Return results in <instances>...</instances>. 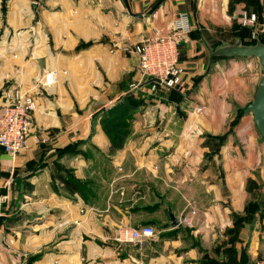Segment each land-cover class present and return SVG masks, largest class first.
<instances>
[{
    "label": "crops",
    "instance_id": "1",
    "mask_svg": "<svg viewBox=\"0 0 264 264\" xmlns=\"http://www.w3.org/2000/svg\"><path fill=\"white\" fill-rule=\"evenodd\" d=\"M264 0H0V111L21 87L37 100L28 148H0V264H256L264 258V139L244 110L257 59L210 49L248 41L244 7ZM187 13L180 90L146 81L134 45ZM121 44L122 47L117 45ZM210 68V69H211ZM48 74L56 83L45 86ZM138 101L110 153L102 112ZM99 116L96 118V116ZM46 136L47 143L34 144ZM192 225L171 224L168 210ZM192 212H196L195 215ZM153 227L120 244L121 227Z\"/></svg>",
    "mask_w": 264,
    "mask_h": 264
},
{
    "label": "built area",
    "instance_id": "2",
    "mask_svg": "<svg viewBox=\"0 0 264 264\" xmlns=\"http://www.w3.org/2000/svg\"><path fill=\"white\" fill-rule=\"evenodd\" d=\"M241 25L250 31V40L264 42V5L260 13H250L244 7L238 13ZM192 26L187 13L178 14L170 32H156L134 45L133 52L138 57V69L141 76L153 82V90L158 87L177 89L184 85L185 69L181 65V47ZM154 79H159L160 83ZM55 74H48L44 85L56 83ZM159 85V86H158ZM38 110L36 98L21 87H15L4 93L0 111V148L6 155L17 157L28 148L32 135L33 115ZM46 136L34 137V144L40 146L47 143ZM0 185V218L4 214L8 195H4ZM193 215L196 212H192ZM181 223L192 225L191 219L184 217ZM157 235L153 227L142 228L121 227L117 231L116 241L120 244H143ZM256 264H264V258Z\"/></svg>",
    "mask_w": 264,
    "mask_h": 264
},
{
    "label": "water",
    "instance_id": "3",
    "mask_svg": "<svg viewBox=\"0 0 264 264\" xmlns=\"http://www.w3.org/2000/svg\"><path fill=\"white\" fill-rule=\"evenodd\" d=\"M122 47L121 44L117 45ZM209 66L207 71L210 70L211 65L215 59H257L262 71V76L259 80L253 101L247 105L244 110L245 115L252 114L256 126L264 139V42L257 41L255 44L247 45L238 39L235 44H224L210 49ZM155 82L160 83L159 79H154ZM127 94L123 99L127 98ZM264 204V203H263ZM172 226L178 227L181 220L177 218L171 209L168 210Z\"/></svg>",
    "mask_w": 264,
    "mask_h": 264
},
{
    "label": "trees",
    "instance_id": "4",
    "mask_svg": "<svg viewBox=\"0 0 264 264\" xmlns=\"http://www.w3.org/2000/svg\"><path fill=\"white\" fill-rule=\"evenodd\" d=\"M242 42L247 45L256 43L251 42L250 40H242ZM177 89L180 90L181 88ZM137 104L138 101L133 99L132 96H128L102 112V115L100 116V123L103 131L110 141V153L114 154L124 147L125 142L131 133V122L133 120L131 112L132 110H135ZM98 117L99 116L97 115L96 118Z\"/></svg>",
    "mask_w": 264,
    "mask_h": 264
},
{
    "label": "rangeland",
    "instance_id": "5",
    "mask_svg": "<svg viewBox=\"0 0 264 264\" xmlns=\"http://www.w3.org/2000/svg\"><path fill=\"white\" fill-rule=\"evenodd\" d=\"M248 40H250V38H248ZM251 42H255V41H253V40H250ZM218 59H216V61H217ZM215 61V60H214ZM214 63V62H213ZM212 69L213 68H211L209 71H208V73H210L211 71H212ZM260 74L262 75V71L260 70Z\"/></svg>",
    "mask_w": 264,
    "mask_h": 264
}]
</instances>
